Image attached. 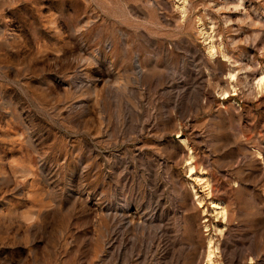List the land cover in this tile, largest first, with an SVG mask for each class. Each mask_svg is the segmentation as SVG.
Here are the masks:
<instances>
[{
	"label": "rangeland",
	"instance_id": "obj_1",
	"mask_svg": "<svg viewBox=\"0 0 264 264\" xmlns=\"http://www.w3.org/2000/svg\"><path fill=\"white\" fill-rule=\"evenodd\" d=\"M178 3L0 0V264H264V0Z\"/></svg>",
	"mask_w": 264,
	"mask_h": 264
},
{
	"label": "bare ground",
	"instance_id": "obj_2",
	"mask_svg": "<svg viewBox=\"0 0 264 264\" xmlns=\"http://www.w3.org/2000/svg\"><path fill=\"white\" fill-rule=\"evenodd\" d=\"M179 1V8L181 7V6H183V5H185L184 3H185V0H178ZM176 4V3H175ZM183 9V8H182ZM211 37V36H210ZM210 41V40H209ZM212 47V46H211ZM208 53H210V55H213V49H209V52ZM234 75L233 74H231V76L230 77H233ZM264 81V75H260L259 76V78H258V80H257V85L259 86V87H262V84L264 83L263 82ZM192 156V155H191ZM191 162V157L189 156V159L187 160V164H189ZM189 174L191 175V174H193V170H192V168H191V170H190V172H189ZM197 176V175H196ZM197 177H199V176H197ZM203 178V177H202ZM202 180H204V179H202ZM201 180V181H202ZM200 183H202V182H200ZM204 184H205V182H203ZM208 184V183H207ZM207 187H208V185H207ZM207 189V188H206ZM194 191H196L195 189H194ZM196 199H198V196H196ZM195 199V200H196ZM200 200V199H199ZM212 204V203H211ZM213 209L218 213V214H221L222 216L225 214V209H224V206L222 205V204H220V203H217V202H213ZM205 213V212H204ZM218 216V215H217ZM211 238V237H210ZM212 240L211 239H209L208 240V244H207V249H206V255H207V259L208 260H210L211 259V257H212V255H213V253H214V249L212 248ZM207 261V260H206ZM213 261V260H212ZM208 262V261H207ZM207 262H206V264H207Z\"/></svg>",
	"mask_w": 264,
	"mask_h": 264
}]
</instances>
